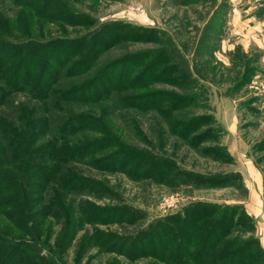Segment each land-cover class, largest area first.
Segmentation results:
<instances>
[{
    "label": "trees",
    "instance_id": "1",
    "mask_svg": "<svg viewBox=\"0 0 264 264\" xmlns=\"http://www.w3.org/2000/svg\"><path fill=\"white\" fill-rule=\"evenodd\" d=\"M7 1L16 9V18L2 12ZM94 24L91 15L77 11L69 0H0V216L29 237L0 230V264H63L61 252L42 253L40 243L45 240L41 242L40 235L47 220L61 225L57 246L80 242L78 257L80 248L92 245L129 261L149 258L145 264H264L254 218L241 203L194 202L131 234L96 230L97 224H134L140 212L124 203L99 204L81 197L113 193L104 182L82 174L74 166L78 163L172 187L241 189L242 183L237 172L186 170L154 152L132 117L130 123L149 148L138 147L112 120L122 111L151 113L170 135L203 156L233 162L220 143L223 130L214 115L190 112L206 107L207 95L196 63L179 49H166L161 43L144 54L131 50L100 61L118 44L157 38L151 29L121 21L100 23L73 37L39 38L44 29L50 33L47 26ZM242 75L234 89L244 84ZM158 82L187 92L151 87ZM16 94L26 95V100L15 102ZM213 125L218 129L211 130ZM254 149L264 150V137ZM87 224L95 229L92 235ZM108 264L123 263L111 258Z\"/></svg>",
    "mask_w": 264,
    "mask_h": 264
},
{
    "label": "rangeland",
    "instance_id": "2",
    "mask_svg": "<svg viewBox=\"0 0 264 264\" xmlns=\"http://www.w3.org/2000/svg\"><path fill=\"white\" fill-rule=\"evenodd\" d=\"M69 1L77 11L91 15L95 19V24L90 27L47 26L50 33L48 29H44L39 33L40 39L49 36L73 37L96 29L100 23L112 21L151 29V35L157 36L155 40L141 39L123 42L106 51L100 61L116 58L131 50L144 54L149 49L159 48L161 43L166 49L171 50L174 47L179 49L191 64L196 63L198 75L201 78L200 84H204L205 95H207L206 107H194L190 109V112L214 115L224 134L220 138V143L223 144L229 135L232 136L229 139V145L235 160L232 163H223L203 156L179 138L170 135L162 120L158 117L154 118L151 113H136L128 110L116 114L117 116L112 120L123 137L138 147L149 148L147 144L141 142L130 123V119L134 117L139 122L141 132L151 141L153 146L151 150L171 157L186 170L201 173L240 170L247 174L249 166H253L261 175L264 174V150L254 149V144L264 137V0ZM9 4L8 2L1 6L2 12L11 18H16V9L8 7L11 6ZM19 18L21 19L18 16ZM111 33H113L112 30L108 31L106 36L109 37ZM33 35L35 36L36 33ZM180 60L182 62L181 58ZM147 61L148 59L144 63ZM243 72L246 76L244 84L234 89L239 78L243 77ZM151 87L158 90L187 92L163 82L151 84ZM26 97L24 94H16L14 100L15 102L24 101ZM3 111L10 115L8 108H3ZM221 120H225L226 125L230 120L234 121L233 133L224 131ZM209 128L218 129L215 125ZM163 130L165 134L162 133ZM210 133L214 134V131ZM163 137H165V144H162ZM74 166L82 174L107 184L113 193L111 196L99 197L98 194H94L81 197L99 204L124 203L139 210L140 217L134 224L110 223L95 226L96 230L110 231L119 235L134 233L146 227L154 219L176 213L194 202L229 203L242 199L247 194L244 187L241 189H233V186L204 188L187 184L172 187L147 178L134 181L124 173L105 172L81 163ZM261 195L264 202V186ZM49 224H52L50 229ZM12 226L9 220L0 216V230L7 233L9 231L14 234L20 233L21 236L26 237V240L29 239L27 234L23 235ZM60 226L59 222L47 220L42 225L40 235V241H45L40 244L43 248L42 253L45 255L61 252L63 264H108L111 258L120 260L123 264H145L150 260L139 258L136 261H129L125 256L105 252L92 245L85 249L80 248L78 257L76 253L80 243L78 240L77 244L69 248L57 246L59 236L57 231L61 229ZM85 228L89 235L95 231L94 227L88 224ZM36 232H38L37 226ZM48 232L50 234L47 236Z\"/></svg>",
    "mask_w": 264,
    "mask_h": 264
},
{
    "label": "crops",
    "instance_id": "3",
    "mask_svg": "<svg viewBox=\"0 0 264 264\" xmlns=\"http://www.w3.org/2000/svg\"><path fill=\"white\" fill-rule=\"evenodd\" d=\"M233 122L232 120H230L229 124L226 125L225 120H221V124L223 125L222 127H224L225 132L227 131L233 133ZM230 138H232L231 135H229L228 139H225L223 145L226 147L229 154L233 157L234 162L235 156L229 145ZM229 172L239 173L242 187H244L247 191L246 197L229 203H241L245 207L246 211L254 218L255 235L260 239V242L264 248V202L261 197L263 190V175H261L260 172H258L253 166H249L247 174H244L240 170H231ZM230 187L231 186H227L225 188ZM233 189L237 188L234 187Z\"/></svg>",
    "mask_w": 264,
    "mask_h": 264
}]
</instances>
